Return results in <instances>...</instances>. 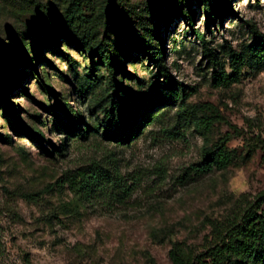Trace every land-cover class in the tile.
Returning a JSON list of instances; mask_svg holds the SVG:
<instances>
[{
  "label": "rangeland",
  "instance_id": "374dc122",
  "mask_svg": "<svg viewBox=\"0 0 264 264\" xmlns=\"http://www.w3.org/2000/svg\"><path fill=\"white\" fill-rule=\"evenodd\" d=\"M230 1L234 12L212 23L204 0H192L193 25L219 67L233 73V56L244 61L224 86L181 0H0V51H37L39 67L25 59L12 85L0 81V264H172L174 243L201 253L217 225L250 205L261 213L264 55L248 22L264 35V0ZM80 12L71 37L68 17ZM43 21L62 27L48 42ZM148 31L173 90L139 47ZM134 99L138 114L159 107L133 139L110 140L102 123ZM183 110L212 126L202 134ZM72 117L85 136L59 129ZM219 141L232 163L192 171ZM96 169L82 197L69 179Z\"/></svg>",
  "mask_w": 264,
  "mask_h": 264
},
{
  "label": "trees",
  "instance_id": "16d2710c",
  "mask_svg": "<svg viewBox=\"0 0 264 264\" xmlns=\"http://www.w3.org/2000/svg\"><path fill=\"white\" fill-rule=\"evenodd\" d=\"M181 4L186 6L187 9L184 14L189 17L191 27L202 40L206 55L213 64L215 82L219 85L227 86L237 81L244 65L241 56L236 54L233 56V73H228L224 69H221L217 57L215 56L214 49L210 47L209 41L206 39L205 35L193 25L192 0H181ZM204 5L209 17V22L212 23L216 21L217 14L223 16L227 10L234 12L231 8L230 0H204ZM82 15L83 13L80 12L68 17L69 22L67 24L68 29H70L71 37H78L77 31H79L81 27L80 22L83 19ZM55 24L57 23H53V21H43V24H38L39 34L44 41L46 40L48 42L49 39L55 36V30L62 28L60 25ZM248 24L251 26L253 33L259 41L257 52H259L260 55H264V35L260 33L254 24L251 22H248ZM152 36V31H148L147 38L141 41L139 47L145 50L147 55L155 60L160 74L166 79L165 83L170 85L173 90L176 83L171 78L168 67L165 65L162 58V52L155 46L151 38ZM83 39H88V36L84 35ZM37 54V51L35 52L36 56L30 55L29 51H13L12 53L0 51V81L4 80L5 82L7 81V85H12L15 81V76L18 77L19 75L15 66L20 63L25 64V59L30 60L32 66L37 70L39 68ZM101 56L106 59L105 54H101ZM48 93L54 94L55 90L48 88ZM0 94L3 95L4 98H7V94L3 90L1 84ZM140 107L141 104L138 99L130 100L126 105L118 104L114 106L113 110L108 113V122L102 123L105 133L110 140L126 143L133 139L137 133H139L142 125L151 120V112H154L153 110L158 108L159 104L157 100H155L148 110L146 109V111L138 114L137 112L140 110ZM62 108L65 113L71 115L67 106H62ZM183 112H185L186 118L191 121L202 134H205L212 126V121L210 120L196 118L187 110H183ZM13 113L16 114L15 109ZM78 119L76 120L72 117V121L68 126L61 125L62 128L59 129L68 131L69 133H76V135L79 136H85L88 130L82 127L83 119ZM36 137L42 144L48 142L40 133H38ZM233 158V151L227 148L225 142L219 141L213 148L205 151L203 160L191 166V170L194 172H208L212 170L213 167L225 169L232 163ZM99 170L100 169H96L88 174H82V176L77 179H75V177L69 179L71 180V184H75V187L78 186L76 190L81 192L82 197L89 196L90 186L97 179ZM72 186L74 187V185ZM129 193L130 189L127 191V194ZM262 201L264 203V193L262 194ZM242 212L243 213L234 214L228 219L226 224L224 223L221 226L217 225L215 227V240L201 253H196L194 250L183 248L179 243H174L169 251L172 264H264V208H262L261 213H259L258 210H255L253 206L250 205ZM152 264L159 263L153 260Z\"/></svg>",
  "mask_w": 264,
  "mask_h": 264
}]
</instances>
